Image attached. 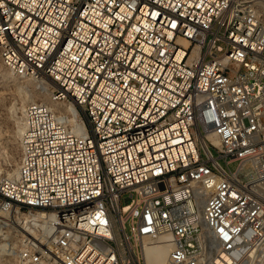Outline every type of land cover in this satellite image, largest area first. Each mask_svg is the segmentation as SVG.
<instances>
[{"label":"built area","instance_id":"built-area-1","mask_svg":"<svg viewBox=\"0 0 264 264\" xmlns=\"http://www.w3.org/2000/svg\"><path fill=\"white\" fill-rule=\"evenodd\" d=\"M0 58L50 91L0 167L19 264H264V0H0Z\"/></svg>","mask_w":264,"mask_h":264},{"label":"bare ground","instance_id":"bare-ground-1","mask_svg":"<svg viewBox=\"0 0 264 264\" xmlns=\"http://www.w3.org/2000/svg\"><path fill=\"white\" fill-rule=\"evenodd\" d=\"M2 75H3V77H6L7 79H9L10 82L17 84L19 87L18 91L20 92V94H19L20 98L15 100V99H11L8 97L9 98L8 100H10V102L7 100V102H9L8 105L6 104V97H7V96H5L6 94H4L3 92H0V106H2V109L5 111L7 116L11 115V114L14 116L15 119H13L14 124H13V128H12L13 129V135H14V137H16V139H19L21 137V134L23 131L22 115H23L25 107L30 102H35V101H40V100L48 101L49 97H50V91H49V88H48L46 82L43 83L44 86H40L42 84L41 80L37 81L35 79L16 78L12 74H10L8 71L4 72ZM24 83H26V84H30V83L35 84L36 83V87L38 89L35 87V89H33V90L31 89V91H25L22 89ZM6 85H8V84H6ZM32 87H33V85H32ZM27 88H29V86ZM66 110L69 113H71L73 115V117H75L77 115V109L72 105H66ZM0 124H1V121H0ZM3 131L0 127V146L3 144L2 143ZM3 154L4 153L2 152V148L0 147V157H2ZM19 156H20V149L17 146V148H15L12 152V161H11L10 165L6 166V167L5 166L2 167L0 164V167L4 168V172L6 175L12 176L17 172V165H18V161H19ZM168 241H170V240L167 239V242L163 241L164 243H158L156 245H150L149 247H147V249H146L147 264H168L169 254H170V251L172 249V244Z\"/></svg>","mask_w":264,"mask_h":264},{"label":"rangeland","instance_id":"rangeland-1","mask_svg":"<svg viewBox=\"0 0 264 264\" xmlns=\"http://www.w3.org/2000/svg\"><path fill=\"white\" fill-rule=\"evenodd\" d=\"M1 65H2V62H1V58H0V84H1L0 85V92H3L4 94H6L5 95V96H7L6 97V104L8 105V103L10 102V100H8L9 98L15 99V100L20 98V95H19L20 92L18 91L19 87L17 84L10 82L9 79H7L6 77H3L2 74L4 72H7L8 70L3 65L2 66ZM6 84H8V85H6ZM32 85H33V87H32ZM28 86L30 89L27 88ZM35 87H36L35 84L24 83L22 89L25 91H31V89L33 90V89H35ZM7 100L9 102H7ZM13 119H15L14 116L12 114L7 116L5 111L2 109V106H0V121H1L0 127H1L2 131L4 130L3 131V139H2L3 144L0 146L2 148V152L4 153L2 155L3 158L0 157V164L2 167H4V166L6 167V166L10 165V163L12 161L13 150L15 148H17V146L19 148L20 138L16 139V137H14V135H13V129H12L13 124H14ZM131 200L132 199H131L130 195L125 194L123 196L122 203H123V205H128L131 203ZM0 264H19L18 258L15 255H12V253H11L10 244L8 246H6L0 242Z\"/></svg>","mask_w":264,"mask_h":264}]
</instances>
